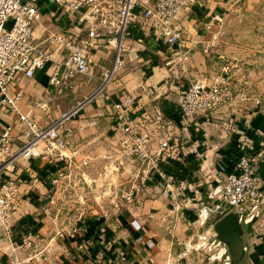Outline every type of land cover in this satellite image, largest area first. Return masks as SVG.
<instances>
[{
  "label": "crops",
  "instance_id": "obj_1",
  "mask_svg": "<svg viewBox=\"0 0 264 264\" xmlns=\"http://www.w3.org/2000/svg\"><path fill=\"white\" fill-rule=\"evenodd\" d=\"M34 1L41 15L56 8L51 0ZM215 1L219 0H197L183 13L186 35L182 47L156 42L147 30H140L138 24L129 26L124 40V66L117 69L106 89L95 95L71 120L77 132L67 149L68 154H74L75 159L88 155L95 161L102 154L119 156V147L110 129L114 114L112 102L126 91L133 96L130 116L135 125L156 133L152 141L154 149L158 146V137L166 130L171 132L175 149L163 156L161 163L169 172L189 178L193 186L191 200L196 201L203 196V191L218 183L232 168L237 131L246 130L252 135L257 129L264 130V96H260L259 103L234 98L212 110L199 112L188 127L179 121L175 105L187 84L196 79L209 80L211 76L206 52L211 34L207 25L216 22L211 19L212 12L217 11L213 7ZM40 14L34 22L36 36L43 37L58 30L62 21L56 22ZM185 50L187 58L182 57ZM113 57L111 45L95 49L90 72L77 75L71 92L47 89L52 64L48 62L36 71L34 78H22L17 83L24 90L21 109L28 108L27 99L34 94L48 99L46 111L31 108L37 122L46 124L75 100L91 93L100 82L101 70L111 66ZM247 80L250 88L247 83L251 79ZM15 119L16 114L5 113L0 108V128ZM21 165H28L30 174L22 175L20 202L11 215V243L18 245L24 264L165 263L171 243L163 242L159 224L169 210L168 199L160 192L157 176L147 173L145 166H141L143 182L132 202L122 203L119 208L109 206L102 213L84 215L76 222L79 230L64 231L61 229L64 213L44 216L40 212L49 164L44 159H31ZM254 170L264 191V155ZM188 214H192L189 209ZM242 224L244 249L251 246L264 250V223ZM28 235L32 236V243L25 248L23 243ZM9 255L10 242L0 229V264H9Z\"/></svg>",
  "mask_w": 264,
  "mask_h": 264
},
{
  "label": "built area",
  "instance_id": "obj_2",
  "mask_svg": "<svg viewBox=\"0 0 264 264\" xmlns=\"http://www.w3.org/2000/svg\"><path fill=\"white\" fill-rule=\"evenodd\" d=\"M51 1L56 8L41 15L34 0H0V108L5 113L16 114L15 120L0 128V229L10 242L9 264H24L18 245L11 243V215L20 202L22 175L30 174L28 165L22 166L21 162L47 161L50 169L44 176L47 188L42 193L40 212L44 216H57L62 204L69 200L66 190L74 177L84 184L89 176V156L75 159L74 154L67 153L77 132L71 120L95 95L106 89L117 69L124 66V40L129 26L138 24L140 30H147L156 42L182 47L186 35L182 15L197 0ZM39 14L62 21L58 30L43 37L36 36L34 22ZM211 19L218 22L221 16L213 11ZM108 45L114 49L112 64L101 70L100 82L91 93L75 100L44 125L33 117L31 108L46 109L48 99L34 94L27 99L28 108L21 109L24 90L17 83L22 78H34L36 71L51 62L47 89L51 92L72 90L77 75L90 72L94 50ZM187 52H182L183 58H187ZM234 66L236 64L227 63L209 80L196 79L187 84L175 105L184 127L190 126L197 113L212 110L234 98L260 102L246 85L243 76L246 69L243 67L242 72L236 73ZM132 105L133 96L126 91L112 102L114 114L110 129L119 153L131 157L145 166L147 173L157 176L160 192L168 199L171 211L193 208L202 217L209 214L219 217L232 211L242 223H264V191L254 170L264 155V130L257 129L252 135L246 130L237 131L232 168L203 196L192 201L190 190L193 186L189 178L169 172L161 163L163 156L175 149L171 132L164 131L154 149L152 141L156 133L135 125L130 116ZM138 189V186L129 187L119 198H112L111 205L94 213L132 202ZM79 229L80 226L75 225L65 230ZM27 237L23 243L25 248L32 243V236Z\"/></svg>",
  "mask_w": 264,
  "mask_h": 264
},
{
  "label": "rangeland",
  "instance_id": "obj_3",
  "mask_svg": "<svg viewBox=\"0 0 264 264\" xmlns=\"http://www.w3.org/2000/svg\"><path fill=\"white\" fill-rule=\"evenodd\" d=\"M213 7L221 19L207 25L211 34L206 45L210 78L227 63L236 64L233 69L236 73L242 72L244 67L243 76L246 80L251 79L247 84L256 90L252 93L260 99L264 96V0H219ZM251 87L248 88L253 90ZM89 158L86 182H77L74 177L66 190L69 200L56 213L66 216L61 224L64 231L75 226L84 215L100 212L111 205V199L119 198L129 187H137L143 182L140 163L129 156L119 153V156L102 154L96 158L98 161ZM168 208L159 224L163 242L171 243L164 264H264V250L258 251L251 246L243 249L240 258L234 262V253L214 230L213 223L218 216L202 217L196 209L187 207L173 212L169 201ZM188 209L192 214L186 215Z\"/></svg>",
  "mask_w": 264,
  "mask_h": 264
},
{
  "label": "water",
  "instance_id": "obj_4",
  "mask_svg": "<svg viewBox=\"0 0 264 264\" xmlns=\"http://www.w3.org/2000/svg\"><path fill=\"white\" fill-rule=\"evenodd\" d=\"M213 226L219 239L227 243L232 253H234V262H236L244 249L242 222L239 220L238 214L229 211L219 216Z\"/></svg>",
  "mask_w": 264,
  "mask_h": 264
}]
</instances>
